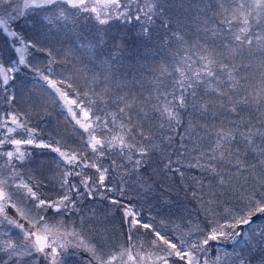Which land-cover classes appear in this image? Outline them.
I'll use <instances>...</instances> for the list:
<instances>
[{
  "label": "snow or ice",
  "instance_id": "1",
  "mask_svg": "<svg viewBox=\"0 0 264 264\" xmlns=\"http://www.w3.org/2000/svg\"><path fill=\"white\" fill-rule=\"evenodd\" d=\"M216 3L219 23L224 27H205V31H210L213 37L224 32L232 43L218 46L224 51H219L217 46L196 44L194 47H198L199 51L195 53V58L186 54L171 66V70L167 64L161 65V76H170L172 81L170 89L162 90L160 77L155 78L157 102L151 105V111L158 116L150 117L149 111L141 107L139 112L142 116L138 114L134 118L128 111L133 101L122 95L112 98L107 86L100 91L91 86L81 90L70 79L52 78L51 65L57 61L51 51H47L52 59L48 62L46 72L33 65L27 59L29 49H35L36 52H45L46 49L19 38L18 33L12 30L10 21L23 18L35 10L52 9L55 5L57 7L52 9V15L46 17L49 24L54 20L76 23L80 19L78 14H87L83 20H91L101 26L98 32L107 31L103 26L110 25L112 21H136L140 23L144 36L151 38L153 18L163 15V4L159 0H144L143 6L139 0H22V7L15 0H0V32L19 39L23 45L15 48L19 57L16 64L34 71L39 80L55 94L61 107L87 134L85 146L92 154L62 150L59 139L55 145L38 140L37 129L29 127L28 122L22 121L18 113L9 112L0 116V156L6 158L2 167L8 169V175L0 178V225H10L19 230L16 237L8 231L3 232L5 238L0 239V264H33L39 256H43L48 264H64L65 256L75 254L70 251L72 249L86 252L87 264H171L172 257L179 258L183 264H209L207 254L210 241L217 244L230 241L234 246L233 251L225 249L223 255L218 254L213 264H253L254 257L260 260V264H264V177L254 184H248L244 174L249 168L255 169L258 165H249L245 159L247 152L240 147L243 144L244 149H250L258 158L259 166H264V147L254 139L259 137L264 143V128L254 129L251 122L245 121L240 115L250 102L259 104L264 99V81L260 91L255 94H241L245 86L243 81L247 78L238 75V72L248 65L242 59L239 63L235 60L236 56H242L245 48L251 54L254 42L255 50L264 54V34L252 33L254 26L264 24V0H216ZM60 5L75 11L68 12ZM211 7L212 0H208L200 11ZM234 24L239 27L234 28ZM162 26L173 32L180 47H185L183 35L170 28V21L165 20ZM88 46L91 47V43ZM185 51L190 49L185 48ZM225 60L231 62L225 63ZM20 71L18 66L0 63V89L7 93L13 88L16 74ZM225 78L228 81L227 88H222L220 86L225 83ZM95 80L93 77L92 83ZM201 86L205 91L210 90L220 97H227V101L222 100L217 107L232 113L233 118L228 119L230 127L223 122L212 126L215 139L207 149L201 150L200 145L195 143L192 151L198 152V155L184 162L180 157L187 153L182 152L175 161L181 166L186 163L188 167L206 174L195 179L200 195H197V191L192 192L197 199V216L203 215L204 221L197 219L190 222L187 231L176 225L173 234L169 235L150 222L138 219L139 213L131 206L106 193L118 192L123 196L127 184L125 177L139 174L140 168L151 160L154 152L162 150L143 121L156 119L159 128L163 130L161 142L171 144L173 137L166 133L176 131L189 107L196 108L197 89ZM15 99L14 95L5 96L9 103ZM109 103L116 105V111L108 110ZM199 110L202 114L207 112L208 105L201 103ZM258 111L264 117V109L258 108ZM202 127L206 135L212 134L207 131V126ZM186 137L194 142L204 139L196 131V124L192 120L188 121L181 141ZM26 145L50 148L64 164L71 166L70 170L62 173L60 187L63 192L56 200L41 198L34 190V185L26 181L19 171L17 165H23L31 156L24 147ZM181 147L186 146L181 144ZM107 158L111 159L110 167L99 163L100 159ZM172 163L169 157L165 167L169 171H179V168H171ZM83 169H94L96 177L87 175ZM110 174L114 179H119V188L115 187L112 180L105 183ZM70 176L80 177L79 186L69 181ZM242 176L244 183H233L234 179L238 181ZM205 180H208L207 184ZM141 187L146 193L151 191V185L147 182L142 183ZM95 198L107 200L112 205L123 204V217L128 225L123 234V244L119 241L112 243L100 231L96 232L99 239H92L83 230V216L79 227L75 221L71 225L66 222L65 214L78 211L79 201ZM9 208L15 211V216L9 214ZM49 211L59 214V218L48 216ZM139 229L150 232L151 238L146 241L138 239L141 235ZM146 244L148 247H145ZM237 247L241 250L235 251Z\"/></svg>",
  "mask_w": 264,
  "mask_h": 264
},
{
  "label": "rangeland",
  "instance_id": "2",
  "mask_svg": "<svg viewBox=\"0 0 264 264\" xmlns=\"http://www.w3.org/2000/svg\"><path fill=\"white\" fill-rule=\"evenodd\" d=\"M139 2L141 6H143L144 0H139ZM159 2L163 4V15L155 16L153 19L162 22V24L164 19L170 21V28L181 33L183 35L184 42H186L185 47L182 48L179 46L180 42L177 41L178 47L176 48L173 46L171 48L169 55L170 61L168 63L164 57L162 62L159 59L156 64L159 77L162 81L160 88L163 90L165 88H171L172 77H162L159 71L160 66L167 64L169 66V70H171V66L176 64L184 55H193V58H195V53L199 51L198 47H194L196 44L218 47L220 43H223L222 36L224 35V32H221L220 35L213 37L210 31H205V27L222 28L224 26L219 23L220 17L218 25L207 21L206 17L205 20H202V11H200V8L203 5L202 2L205 4L208 0H202V2L201 0H159ZM15 3L22 7V0H15ZM56 7L57 6H54L52 9H55ZM60 7L65 8L68 12L75 11L67 8L66 5H60ZM213 7L217 8V15H219L216 0H212V7L209 12ZM52 9L38 12L32 11L23 18L16 21H10L12 30L18 33L19 38L24 39L26 42L37 43L39 47H44L46 49L45 52H36L35 49L30 48V55H27V59L32 61L33 65L38 66L45 72L47 71V65L49 62L45 60L48 56L47 51H51L54 54H58L60 52V54L63 55L78 54V52L67 54L66 47H64L65 45H68L72 34H80L82 30L83 35L87 34L84 38L86 39L89 37L91 47L96 44V40L94 38L100 35V32L97 31L99 27H96L98 25H95V23L91 24L92 27L96 28L92 31L91 28H88L85 24H89L88 21L85 22L83 20V16H86L87 14H78L80 15V19L76 23H72L71 21L54 20L53 23L49 24L46 17L52 15ZM133 10L135 11V9ZM203 13H205V10ZM253 23L255 24V22ZM109 27L105 28L108 30ZM140 27L141 26H139L138 29H140ZM233 27L236 28L239 27V25L234 24ZM162 28L164 27L162 26ZM140 32L141 29L137 33L136 30H133L132 33L139 34ZM257 32L264 34V24L259 27H253L252 33L254 34ZM4 36L6 37L8 46L4 48V46L0 43V63L5 64L6 66H18L21 71L16 74V80L13 82L15 86L13 88H10L7 93L0 89V116H5L6 113L9 112L14 114L18 113L22 121L28 122L29 127L37 129L38 140L50 142L55 145V141L59 139L61 141L60 146L62 150H73L75 143H73V145L70 144L71 137L74 135L77 136L76 140L78 138L85 139L86 141L87 134L75 124V121L71 119L66 110L61 107V104L59 103V100L55 98L54 93L47 88L43 81L39 80L34 71L25 69L24 66L16 64L19 57L15 52V48L23 47V45L19 43V39L8 37L3 32H0V38ZM56 39L61 40L56 42ZM71 47L77 46L71 45ZM185 48L190 49V51L186 52ZM252 48L253 51L251 54L254 55L252 62L247 60V48L244 50L242 56H236L235 60L239 63L242 59L243 62L248 65L246 68H241L238 75L245 76L247 78L243 81L245 85L244 90L255 94L260 91V85L262 81H264V54L255 50V42ZM218 50L224 51L223 48L219 47ZM167 52L168 48L165 53L167 54ZM174 53L177 57H173ZM255 56H257V58L259 57L260 60L258 61ZM55 58L57 62L51 65L52 78L70 79V82L74 85L77 81L72 82V77L68 74L70 72V65L59 62V59H61L59 55L55 56ZM75 59L76 60L74 62L77 61L78 57H75ZM230 62L231 60H225V63ZM56 74L60 77H56ZM155 78L157 77H152L151 82L149 83L150 87L148 85L149 96H145L143 100V107L149 111L150 117L158 116L157 113L151 111V105L157 102L155 99ZM227 84L228 81L225 78V83L220 87L227 88ZM232 94L235 95V93ZM6 95H14L16 97L15 101L12 103L7 102L5 100ZM196 99L198 101L196 108H188L187 112H185L182 116V124L176 129V131H169L166 133L167 135H171L173 137L171 144L167 141L161 142L160 135L163 130L159 128V122L156 119L143 121L145 128L151 130L154 140L157 143H160L162 150L154 152L151 160L140 168L139 174L133 173L132 175L125 177L127 180L124 190L126 197H123L126 199L125 203L131 206L135 212L139 213L138 219L150 222L154 225V227L169 233V235L173 234L172 230L175 229L176 225H180L183 231H187V227L190 226V222L196 221L197 219L201 222L204 221L203 215L197 216V199L193 197L192 192L197 191V195H200L195 179L202 178L206 174L196 168L188 167L186 163L181 166V164H177L175 161H177V158L182 152L187 153V155L180 157L181 161L184 162L190 160L192 156L198 155V152L192 151L195 143L200 145L201 150L207 149L215 139V135L212 133V126H218L221 122H223L225 125L230 127L231 125L228 124V119L233 118L232 113L227 112L223 108L217 107L222 100L226 102L227 97H220L217 93L210 90L205 91L203 86H201L197 89ZM201 103H206L208 105V111L203 114L199 110ZM252 104L253 108L250 106L249 108H244L240 115L245 121H250L254 126V129L264 128V122H262L264 121V117H261L260 112L258 111V108L264 109V99H261L259 104L255 102H252ZM110 110L112 111L113 109ZM62 112L63 118L61 122H58L57 117ZM251 113L253 114V117H251ZM138 114L139 116H142L139 109L136 110V113L132 112V116H134V118H137ZM189 120H192L193 123L196 124V131L204 136L203 140H196L194 142L193 139L186 137L183 141H181V136L184 134ZM67 123L71 124L69 128L66 127L68 126ZM58 126H63V128H59ZM202 126H207V131L212 134L206 135L205 128ZM78 136L82 137L79 138ZM254 139L257 144L264 147V143L261 142L259 137H255ZM181 144H184L186 147H181ZM82 145L85 146V143ZM7 147L10 148V146ZM24 147L31 153V156L26 159L23 165H17L23 178L30 184L34 185V190L37 191L41 198L46 200H56L63 192V189L60 187L62 173L66 170H70L71 166L64 164L62 161V165L59 164V167H55L56 171L54 169L50 170L51 165H49L48 168H45L39 162V153H41V151L47 152V155L57 153L51 151L50 148H36L30 145H26ZM240 147L242 150L247 152L245 159L248 164L258 165L255 169L249 168V171L244 174L247 176L248 184L251 185L254 184L256 180L264 177V166H259L258 158L251 152L250 149H244L243 144H241ZM83 151L92 155L89 149H85ZM169 157L173 161L171 168H179V171H169L165 167V165L168 164ZM5 159V157L0 156V178L8 175V169L2 167L5 163ZM34 161L36 164L35 166H32V162ZM83 171L87 175L93 176V178L97 175L94 169H83ZM181 172L183 173V176L181 175ZM30 177L31 179H29ZM68 179L70 182H76L79 186L80 177L70 176ZM109 180H112L115 187L119 188L120 182L118 178L114 179L113 175L110 174L109 179L106 180L105 183L107 184ZM144 182L151 185L150 192H144L141 187V184ZM204 183L207 184L208 180H205ZM233 183H244V177H240L238 181L234 179ZM106 195L114 196L119 201L118 192H110L106 193ZM205 199H207V196ZM15 215L14 211V216ZM47 215H55L59 218V214H54L51 211H49ZM81 216L85 217L83 230L85 234L90 235L92 239H99L96 232L100 231L107 235L112 243L119 241V243L123 244L125 242L123 234L126 233L128 225L123 217V204L112 205L107 200H101L99 198L82 199L78 202V211L66 213L64 218L69 225L75 221L76 226L79 227ZM4 226V228L7 226V230H2L0 228V239L5 238L3 237L4 231H8L13 237L18 235V229L12 228L10 225L6 224ZM139 233L141 234L138 236V239L140 240L146 241L151 238V233L144 229H139ZM145 247H148V245L146 244ZM208 248L209 252L207 256L209 264H213V261L218 254L223 255V251L225 249L231 252L233 251L234 246L230 241L221 242L219 244H217V242L210 241ZM240 250L241 249L238 247L235 249V251ZM70 251L75 254L70 257L65 256L64 264H73L74 262H76V264H87L88 254L86 252L75 249ZM71 260L73 263H71ZM33 264H48V261L44 259L43 256H39L37 260L33 261ZM171 264H183V262L177 257H172ZM253 264H260V260L257 257H254Z\"/></svg>",
  "mask_w": 264,
  "mask_h": 264
},
{
  "label": "trees",
  "instance_id": "3",
  "mask_svg": "<svg viewBox=\"0 0 264 264\" xmlns=\"http://www.w3.org/2000/svg\"><path fill=\"white\" fill-rule=\"evenodd\" d=\"M207 3L208 2L205 4ZM202 4L203 7L204 3L202 2ZM209 10L210 8L205 9V13L202 11V20H205L206 17L207 21L218 25L220 16L217 15V8L213 7L210 12ZM119 23L121 22H114V24ZM89 24L87 23L88 28H91V30L94 31L96 28L91 26L93 22H90ZM139 26V22L133 21L132 23H123L121 25L114 26L109 28L110 30L108 29L107 31H99L100 35L94 38L96 40V44L93 47L88 46L90 44L89 37L85 39L84 36L87 34L83 35L81 30L80 34H72L68 45L64 46L66 47L67 54L74 52H78V54L63 55L60 54V52L58 54H54L53 52L51 53L54 57L57 55L61 57L59 62L70 65V72L68 74L72 77V82L77 81L74 83L75 87L81 90H86L89 86H91L97 91H100L107 86L111 90L110 94L112 98H115L117 95H122L126 96L129 100H132L133 105L130 109H128V111L131 114L132 112L136 113L137 109L140 110V108L143 107V100L145 96H149L148 85L151 82L152 77H159V72L156 68V64L159 59L162 62L165 57V60L168 63L170 61L169 55L171 48L173 46L176 48L178 47L177 40L174 37L173 32L162 28V22L154 19V23L151 25V38L144 36L141 27V32L136 34L140 30L138 29ZM96 27L100 28L101 26L98 25ZM133 30H136V33H132ZM222 38L223 43H232L230 37L226 38V33H224ZM60 40L61 39H56L55 41L59 42ZM0 43L4 46V48L8 46L5 36L0 38ZM221 44L222 43H220V45ZM71 45H76L77 47H71ZM167 48L168 52L166 54L165 51ZM174 56L177 57L175 53L173 54V57ZM246 56H248L247 60L252 62L254 55L249 54V52L246 51ZM47 57L45 60L49 61L50 57ZM75 57H78L76 62H74L76 60ZM255 57L257 58V56ZM257 60L259 61L260 58L258 57ZM56 75V77H60L58 74ZM93 77L96 78L95 83H92ZM70 91L71 89H69V92ZM245 92L248 91L244 89L241 90V94ZM249 106L253 108L252 102H250L247 107L249 108ZM110 109H113L112 111H116V105L109 103L108 110ZM62 115L63 112L57 117L58 122H61L63 118ZM251 117H253V114ZM68 121L71 123L69 119ZM70 126L71 124H68L66 127L69 128ZM58 127L63 128V126ZM76 137L77 136L73 135L70 139L71 145L75 143L73 150L83 151L87 149L86 146L82 145L85 143V139L77 138L76 140ZM78 137L81 138L82 136ZM39 155L40 156H37L40 164H42L45 168H48L49 165H51L50 170H55V167H59V164L62 163L58 154L51 153L50 155H47V152L41 151ZM99 163L103 164L104 167H110L111 159H100ZM35 164V161L32 162V166H35ZM81 190H83L82 187ZM124 196L126 197L125 194L123 196L119 195V201H123L125 203L126 199L123 198ZM10 209H8L9 214L14 216V211L12 209L10 211ZM4 227V225H0L2 230H7V226L6 228ZM72 260L71 263H73ZM73 264H76V262Z\"/></svg>",
  "mask_w": 264,
  "mask_h": 264
}]
</instances>
